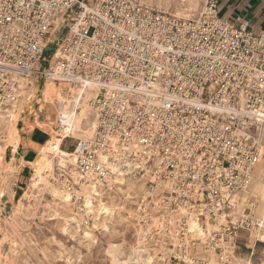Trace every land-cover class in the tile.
<instances>
[{
  "label": "built area",
  "instance_id": "2783aa9c",
  "mask_svg": "<svg viewBox=\"0 0 264 264\" xmlns=\"http://www.w3.org/2000/svg\"><path fill=\"white\" fill-rule=\"evenodd\" d=\"M46 52L55 60L36 73L94 91L93 135L72 145L82 179L105 186L156 163L166 187L153 195L147 182L142 231L168 243L169 259L210 264L189 256L195 217L206 251L228 264L240 225L227 218L263 149L264 29L225 19L217 0L192 17L139 0H0V114L17 98V77ZM152 215L159 223L149 231ZM221 215L226 223L208 231Z\"/></svg>",
  "mask_w": 264,
  "mask_h": 264
},
{
  "label": "rangeland",
  "instance_id": "374dc122",
  "mask_svg": "<svg viewBox=\"0 0 264 264\" xmlns=\"http://www.w3.org/2000/svg\"><path fill=\"white\" fill-rule=\"evenodd\" d=\"M139 1L174 15L181 7L180 0ZM205 1L200 0L197 8L187 17L197 15ZM53 35H50L49 39L55 44L61 43L62 33L59 29H56ZM54 60L51 53L46 52L39 59L38 66L42 70L52 65ZM31 78L34 81L35 93L28 103L20 110H5L0 114L2 138H0V264H147L139 256L130 254L133 250L142 255L149 252L152 257L149 264H203L196 261L183 263L178 259H169L170 246L163 238L159 243L147 238L146 232L142 231L138 223L137 202L142 196L141 191L136 193V188L126 190L133 196L132 199H127L129 196L124 190L126 189L124 179L127 176L118 177L108 183L109 185H101L100 196H94L91 205L85 204L82 195L73 197L71 176L56 163L51 175L46 178L50 184L60 187L63 192L68 185H71L72 192L67 189L71 192L70 201L66 203L60 197L52 195L49 184L36 182L40 152L38 147L42 146V143H49L52 138L60 136V143L63 138L69 149H65L60 143L59 148L71 152L72 145L81 138L61 136L60 124L57 122V107L49 105V116H47L48 110L43 109V103L38 99L44 83L49 78L39 73L32 74ZM52 80L56 86L64 87L65 90L75 85ZM39 104L41 110H37ZM50 106L53 107V111H50ZM79 108L80 106L77 110ZM3 120H6V125L2 123ZM14 132L18 135L16 136ZM29 135L37 138L29 141ZM15 154L18 155L17 158ZM15 160L18 161L16 166H14ZM23 165L28 172L20 178L18 171ZM62 172L68 175L63 173L62 176ZM128 176L135 177L146 192L149 185L147 182L154 181L146 176L145 171L142 175ZM152 176L154 179L157 178L153 171ZM62 179L64 182L61 181ZM36 186H39V190L34 189ZM156 187L157 185H154L153 195L165 188L160 185ZM100 202L105 206L119 204L123 208L117 210L120 213L116 211L115 214L104 217V213L97 212ZM256 205L254 196L249 195L247 200L243 201L237 194L235 208L227 219L239 223L240 226L228 264H264V221H260L257 217ZM179 210L184 212L185 209L181 207ZM73 216L75 219H70ZM225 220L226 216L221 215L216 223H208V231L217 229L220 223H226ZM151 222L149 231H152L153 226L158 225V217L152 215ZM187 224L189 235L185 243L189 249V256L202 259L207 255L210 264H218L216 254L209 253L205 249L203 228L199 227L197 220H188ZM85 232L90 235H85ZM160 254L165 258L162 259Z\"/></svg>",
  "mask_w": 264,
  "mask_h": 264
},
{
  "label": "bare ground",
  "instance_id": "6f19581e",
  "mask_svg": "<svg viewBox=\"0 0 264 264\" xmlns=\"http://www.w3.org/2000/svg\"><path fill=\"white\" fill-rule=\"evenodd\" d=\"M199 1L200 0H180L181 7L179 10L175 11V14L179 16L182 15L184 17L190 16L191 12L197 8ZM57 27L58 25H56V27L50 31L49 36L50 35L52 36L54 34L55 29H57ZM55 57L56 55L54 56V58ZM32 65L33 66L28 73L17 77V82H18L17 98L11 105V109H10L11 111L22 109L23 106H25V104L28 103V101L30 100V97L34 95L35 93V87H34L35 85H34V81L31 80L32 79L31 77H32V74H36L37 72L38 61H35L34 64ZM48 78L49 80L54 79L50 77ZM49 80L44 83V86L41 90V93L38 96V99L42 101L43 109H45L46 111L48 110L49 105L57 107V112H59L58 122L61 128L60 131L62 132L61 136L62 137L63 136L78 137V138H81L79 139L81 142H85L89 140L91 136L93 135V131L97 125V114H96L95 109L91 106V103H90V99L94 95V91H92V89L90 88L83 89L77 85H73V86L69 85L70 87L65 90L63 89L64 87L60 88L59 86H56V83H54L53 80L52 81H49ZM52 106H50L51 107L50 111H53ZM79 106L80 108L77 110ZM47 116H49V110L47 111ZM7 117H9V115ZM2 123L6 125V120H3ZM14 133L16 134V136L18 135V133L16 132ZM60 138H61L60 136L52 138L51 142L42 143V146L38 147V150L40 151L38 155V159H39L38 160V163H39L38 170H42V171L39 172L37 170V173H36L37 181L36 182L38 183L43 182L44 185L49 184L52 195H54L55 197L56 196L60 197L66 203L70 201L71 192H68L67 190L68 188L65 190V192H63L62 189H60V187L50 184L49 180H47L46 178V176L51 175L53 167L55 166V163H56V165L59 168L66 171L71 176L74 196L82 195L84 197L85 204L89 205L92 201L91 199H93L94 196L99 195V190L102 188L103 185L100 182H92V181L82 179L80 173L77 171L75 167V162H74L75 154L72 151L69 152L64 149L59 148ZM259 138L262 140V143H263L262 154L259 160L255 163V165L252 168L249 183L246 185V187H244L238 193V195H240L243 201H246L249 195H252L255 197L256 202H257L256 215L260 219V221L263 222L264 221V126H261L259 129ZM17 157L18 155L15 154V158ZM112 168H113V172L117 171L115 170L116 169L115 165H113ZM144 171L147 177H150L152 180H154L155 185H157L156 188H158L159 185L166 187V182L161 177H159V174H158L159 170H158L156 163L153 162L147 166H144ZM152 171L157 176L156 179L153 178ZM63 173L64 172H62L61 174L62 176H63ZM67 173H64V174L68 175ZM115 175H116L115 179H109V184L110 182H113L116 179H118L117 177L118 174L115 173ZM128 175H137V173L125 172L120 177V178H123L127 176L124 179V186H126V189H124L125 194L129 196V198L127 199H132L133 197L129 194L128 191H126L128 189L136 188V191H135L136 193L141 191L140 193L141 195L145 194L146 189L140 186V183L136 181L135 177L128 176ZM61 181L64 182L63 179ZM63 186H64V183H63ZM38 187L39 186H36L34 187V189L39 190ZM64 187H66V185ZM99 205H100V208L99 209L97 208L98 209L97 212L98 214L104 213L105 214L104 217H108L109 215L111 216L112 214H115L117 210L121 209V207L123 208V206H119V204L118 205L113 204L114 206H105L103 202H100ZM183 208L185 209L184 212H180L179 210V214L188 213V210L185 207ZM117 213H120V212L117 211ZM70 219L74 220L75 217L73 216ZM192 219H195V217L193 218L191 217L189 220H192ZM187 227H188V224H187ZM112 228L114 227L112 226ZM195 229H192V230L195 231ZM85 235L88 236L90 234H88V232H85ZM141 241L143 240L141 239ZM130 254H135L139 256V258L145 261L147 264H149L152 258L149 252H146L144 255H142L140 254V252L133 250L130 252Z\"/></svg>",
  "mask_w": 264,
  "mask_h": 264
},
{
  "label": "crops",
  "instance_id": "0c3cea01",
  "mask_svg": "<svg viewBox=\"0 0 264 264\" xmlns=\"http://www.w3.org/2000/svg\"><path fill=\"white\" fill-rule=\"evenodd\" d=\"M217 10L225 19L242 24L249 30L264 29V0H217ZM39 106L40 104L37 110L42 109ZM35 138L37 137L32 138L29 135L28 140L32 139L31 141H33ZM60 144H63L65 149H69L63 138ZM25 167L23 165L19 168L18 174L20 178L28 172Z\"/></svg>",
  "mask_w": 264,
  "mask_h": 264
},
{
  "label": "water",
  "instance_id": "95a60500",
  "mask_svg": "<svg viewBox=\"0 0 264 264\" xmlns=\"http://www.w3.org/2000/svg\"><path fill=\"white\" fill-rule=\"evenodd\" d=\"M52 49V47H47V50H51ZM17 160H15V162H14V166H16L17 165Z\"/></svg>",
  "mask_w": 264,
  "mask_h": 264
}]
</instances>
